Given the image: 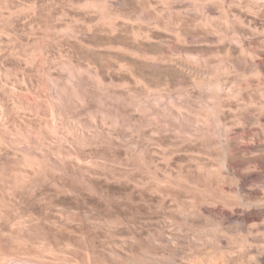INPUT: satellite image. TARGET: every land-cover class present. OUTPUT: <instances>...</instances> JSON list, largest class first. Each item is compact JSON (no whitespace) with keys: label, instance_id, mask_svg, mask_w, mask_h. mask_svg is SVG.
<instances>
[{"label":"rangeland","instance_id":"1","mask_svg":"<svg viewBox=\"0 0 264 264\" xmlns=\"http://www.w3.org/2000/svg\"><path fill=\"white\" fill-rule=\"evenodd\" d=\"M0 1V101H3L0 105L12 108L14 103L24 101L22 99L29 97V93H37L40 89L34 97L40 95L41 104L36 97L35 102L41 105L42 109V106L45 107L42 103L49 100L48 108L51 99L56 103L63 97V99L69 98L67 95H61V87L69 84L70 87H67L69 91L72 88L75 91L71 93L76 92L74 95L80 96L78 98L75 95L78 101L72 98L75 103L78 102L79 105H76L79 107L75 108L74 102L65 99L63 102L64 104L68 102V106L65 107L61 103L63 107L61 106L60 110L62 109V114L65 113V119L69 118L68 121L72 122L70 124L72 127L84 121L81 127L80 125L74 127L75 132L72 130L70 136L64 131L62 133L64 135L60 133L53 138L56 132L50 133L54 128L50 126V122L52 123L50 116L42 113L45 108L40 110V114L42 113L44 118L48 117L50 122L47 118H42L39 113V115L36 112L32 114L30 109L23 111L27 108L21 106L23 110H19L18 105L15 109L24 118L22 119L16 110L13 111H16L15 113L11 112L10 118L7 117L9 122L7 125L9 128L12 126L13 130L15 127L13 121L16 119L17 122L25 119L29 125L36 124L35 129L39 126L40 129L48 127L52 137L44 132L47 130L39 129L42 133H47L48 138L45 134L46 137L43 138L46 140L45 144L50 147L48 149L46 145L48 150H45L44 162H48L49 159L50 162H54L43 163L45 166L42 165L40 170L37 168L40 172L36 175V172L34 173L36 168L33 170V167L29 166L27 176L33 174L35 176L25 178L26 182L24 180L21 183L16 182L14 174L9 171H4L6 175L3 173V176H0L2 205H0V264H206V261L203 263L204 257H207L211 251L216 253L219 251L218 254L213 253L217 255L219 264H262L264 256V0H196L199 2L198 5H195V0ZM82 1L88 5L82 4ZM101 2L105 3L107 8ZM92 7H99L100 12L97 8H94L97 9L94 11ZM104 9L106 10L103 14ZM200 9H203L202 12L199 11ZM224 10L228 14L224 13ZM111 12L114 16L110 14ZM127 13L129 16L126 15ZM108 14L112 16V20ZM100 15H103L101 19ZM226 15H230L228 19L232 21L231 23ZM106 18L108 20L104 22ZM202 18L204 22H201ZM223 20H226V23ZM101 21L104 23L102 24ZM114 22L116 26L118 24L116 28ZM83 24L86 27H83ZM235 32L237 35L234 34ZM52 36L55 38L53 39ZM235 36L236 41L239 37V42L234 40ZM101 38L106 40L103 42ZM55 39L57 42L54 41ZM79 39L80 41L83 39V43ZM114 45H117V48ZM99 46L103 51L99 50ZM110 46L117 49V52L114 49L112 52ZM122 46L126 47V50H123ZM89 50L93 52L89 53ZM245 50L248 54L251 51V55L256 57L246 55ZM115 52L120 55L118 54L117 57ZM111 56L112 58L109 59ZM92 57H95L96 62L92 61ZM119 59H122L120 61L124 65ZM112 61L115 66L112 65ZM85 62H88L87 65ZM117 63L124 68L123 66L120 68V64ZM78 64L79 67L82 65L80 69ZM87 70L91 72L88 73ZM44 78L46 81L53 79L54 81L51 82L56 83V86L49 81L53 86L50 85L48 88L50 84L48 82L47 87L43 88ZM98 79L100 81L97 84ZM58 81L60 87L57 85ZM208 85L213 86L211 90ZM25 87H31L33 91ZM100 87L103 93L98 91ZM34 88L37 90L34 91ZM26 90L31 92L26 94ZM58 92L62 97L58 98ZM92 96L95 98L93 99ZM43 97L44 99H41ZM96 100L97 102L94 103ZM208 100L212 102L209 103ZM59 102L58 106H60ZM204 103H207L209 109H206ZM71 104L75 106L72 107L75 111L80 109L79 113L70 109ZM81 105H84L85 109H82ZM212 107L215 111L216 108L217 111L221 108L222 110L215 113ZM63 108H67V113L70 110L68 117L64 112L66 109ZM103 108L105 112L100 110ZM89 109H94L95 112L99 109L98 114H94L91 110L92 113ZM211 111L215 115H211ZM23 112L27 113L26 116ZM100 112L109 113V116L103 114V117H100ZM16 113L19 116H16ZM91 115L97 118L93 119ZM116 116L118 119L115 121ZM73 119L75 121L77 119L79 123L73 122ZM85 119L91 123L86 122L90 127L86 130L85 128L88 127L84 126ZM101 119L106 121L108 127ZM47 121L49 126L46 127ZM63 127H60L61 132L63 129L66 130V127ZM93 127L96 128L93 130ZM104 127L108 131L105 129L103 131ZM31 129L33 130L32 127ZM101 130L103 133L100 134ZM81 131L83 134L80 133ZM106 132L112 133L107 136ZM31 133L29 136L32 137ZM76 133L78 135L74 137ZM40 134L37 135L39 139L42 138ZM90 134L91 136H88ZM217 134L219 135L215 136ZM36 135H33L32 140L36 139ZM113 135V139L110 138ZM79 136L84 137L81 139ZM89 137L94 139L89 141ZM78 138L85 144V148L81 149L83 145ZM57 139L60 141L58 142ZM70 139L76 141L75 145L80 151L83 150L82 155L81 152L78 153L79 150ZM97 139L98 141H95ZM99 139L102 146L99 144ZM105 139L107 142L105 141L104 144ZM48 140L52 143L50 144ZM7 145L4 144L0 149L1 153L4 151L0 153V165L6 163L8 159L12 161V158L14 160L16 158L18 152L15 150L16 146L8 145L10 147L6 148ZM53 151L58 154L53 156ZM72 151L78 154L72 153V155ZM59 152L63 153L64 160H60V157L63 158ZM5 153H8V156ZM70 155L74 157H69ZM67 158H70L68 162ZM91 160L97 161H94L96 166L90 163ZM81 163L85 165L82 166ZM97 163L101 166L99 167ZM51 164L57 167L54 168ZM50 165L54 169L60 168V171L53 169L55 174L52 173ZM11 175L14 180H11ZM42 179L44 182L41 181ZM207 238H210V241ZM220 250L224 255L225 252L228 253L225 255L227 260ZM220 255L224 258L221 259Z\"/></svg>","mask_w":264,"mask_h":264},{"label":"bare ground","instance_id":"2","mask_svg":"<svg viewBox=\"0 0 264 264\" xmlns=\"http://www.w3.org/2000/svg\"><path fill=\"white\" fill-rule=\"evenodd\" d=\"M6 1H7V0H6ZM6 1H5V2H6ZM79 1H80V0H79ZM84 1H85V0H84ZM84 1H82V4H87V3H85ZM93 1H94V0H93ZM106 1H108V0H106ZM106 1H104V2L107 4ZM191 1H194V0H191ZM197 1H198V0H197ZM197 1L195 0V2H196L195 5H196L197 3H199V2H197ZM0 2H1V1H0ZM5 2H4V3H5ZM83 2H84V3H83ZM87 2H88V1H87ZM91 2H92V1H90V3H91ZM79 3H80V2H79ZM90 3H89V4H90ZM101 3L103 4V2H101ZM105 3H104L103 5H105ZM193 3H194V2H193ZM80 4H81V3H80ZM80 4H79V5H80ZM82 4H81L80 6H82ZM93 4H94V2H93ZM95 4H96V3H95ZM97 4H98V3H97ZM87 5H88V4H87ZM87 5H85V6L87 7ZM108 5H109V4H108ZM197 5H198V4H197ZM89 6H90V5H89ZM94 6H95V5H94ZM97 6H99V5H97ZM105 6H106V5H105ZM202 6H203V5H202ZM202 6H200V7H202ZM109 7H110V6H109ZM94 8H97V7H92V9H93L94 11L97 10V9H98V11H99V7H98L97 9H94ZM101 8H104V7H101ZM101 8H100V9H101ZM106 8H107V6H106ZM84 9L87 10V8H85V7H84ZM89 9H91V8H89ZM120 9H121V8H120ZM198 9H199V7H198ZM105 10H106V9L102 10L103 14L105 13ZM201 10H203V9H200L199 11H201ZM113 11L116 12V11H118V10H113ZM96 12H97V11H96ZM99 12H100V11H99ZM99 12H98V13H99ZM118 12H119V11H118ZM201 12H202V11H201ZM224 13L228 14L226 10H224ZM110 14H112V12H111ZM110 14H108L110 18H111L112 16H114V14H112V16H110ZM98 15H99V14H98ZM108 15H107V16H108ZM119 15H120V13H119ZM121 15H122V14H121ZM126 15L129 16L128 13H127ZM87 16H88V15H87ZM101 16H103V15H100V19L102 18ZM107 16H106V17H107ZM115 16H116V15H115ZM123 16H125V13L123 14ZM123 16H122V17H123ZM130 16H131V15H130ZM202 16H204V15H202ZM206 16H207V15H206ZM206 16H205V17H206ZM226 16H227V15H226ZM226 16H225V17H226ZM229 16H230V15H229ZM229 16H227V19H228ZM109 17H107V18H109ZM118 17H121V16H118ZM225 17H224V18H225ZM75 18H76V17H75ZM107 18L104 20V22H105L106 20H108ZM110 18H109V20H110ZM113 18H114V17H113ZM127 18H128V17H127ZM129 18H131V17H129ZM208 18H209V16H208ZM210 18H211V17H210ZM230 18H231V17H230ZM73 19H74V18H72V20H73ZM80 19H81V17H80ZM80 19H78V21H79ZM98 19H99V17H98ZM100 19L98 20V24L100 23V22H99ZM124 19H125V18H124ZM203 19H204V18H202V21H201V22H204ZM206 19H207V18H206ZM111 20H112V18H111ZM121 20H122V19H121ZM228 20H229V19H228ZM231 20H232V19H231ZM75 21H77V20H75ZM114 21H115V19H114ZM118 21H119V20H118ZM118 21H117V22H118ZM206 21H207V20H206ZM223 21H224V20H223ZM225 21H226V20H225ZM225 21H224V22H225ZM229 21H230V20H229ZM104 22H103V23H104ZM120 22H121V21H120ZM208 22H209V21H208ZM211 22H212V21H211ZM211 22H210V23H211ZM224 22H222V23H224ZM231 22H232V21H230V23H231ZM69 23H70V22H69ZM71 23H72V22H71ZM73 23H74V22H73ZM73 23H72V24H73ZM76 23H77V22H76ZM89 23H90V22H89ZM89 23H87V24H89ZM101 23H102V21H101ZM103 23H102V24H103ZM110 23H112V22H110ZM110 23H108L107 25L109 26ZM121 23H122V22H121ZM225 23H226V22H225ZM227 23H229V22L227 21ZM87 24H86V25H87ZM102 24H101V26H102ZM114 24H115V22H114ZM204 24H205V23H202V25H204ZM75 25H76V24H75ZM75 25H74V28H75ZM83 25H84V24H83ZM91 25H93V24H91ZM91 25H90V27H91ZM111 25H112V24H111ZM224 25H225V24H224ZM72 26H73V25H72ZM79 26H80V25H79ZM97 26H98V25H97ZM117 26H118V24H117ZM117 26H116V24H115V28H116ZM205 26H206V25H205ZM76 27H78V26H76ZM81 27H82V26H81ZM81 27H80V28H81ZM83 27H86V26L84 25ZM83 27H82V28H83ZM93 27H94V26H93ZM95 27H96V26H95ZM99 27H100V25H99ZM105 27H106V26H105ZM113 27H114V26H113ZM67 28H68V27H67ZM69 28H70V26H69ZM87 28H88V27H87ZM115 28H113V29H115ZM120 28H121V27H120ZM120 28H118V29H120ZM3 29H4V28H3ZM6 29H7V28H6ZM71 29H72V28H71ZM78 29H79V28H78ZM93 29H95V28H93ZM118 29H116V30L118 31ZM67 30H68V29H67ZM73 30H74V29H73ZM73 30H72V32H73ZM81 30H82V29H81ZM88 30H89V29H88ZM116 30H115V31H116ZM75 31H76V30H75ZM77 31H78V30H77ZM84 31H85V30H84ZM84 31H83V34H84ZM91 31H92V29H91ZM112 31H114V30H112ZM117 31H116V33H117ZM4 32H5V31H4ZM72 32H70V34H71ZM79 32H80V31H79ZM86 32H87V31H86ZM89 32H90V31H89ZM120 32H122V31L120 30ZM179 32H180V31H179ZM219 32H220V31H219ZM237 32H238V31H237ZM76 33H77V32H76ZM81 33H82V31H81ZM111 33H112V32H111ZM111 33H110V34H111ZM118 33H119V31H118ZM122 33H123V32H122ZM78 34H79V33H78ZM88 34H89V33H88ZM106 34H107V33H106ZM110 34H109V35H110ZM182 34H183V33H182ZM234 34H236V32H235ZM85 35H86V34H85ZM109 35H107V36H109ZM119 35H120V34H119ZM121 35H123V34H121ZM236 35H237V34H236ZM67 36H68V35H67ZM72 36H74V35L72 34ZM77 36H78V35H77ZM86 36H88V35H86ZM86 36H84V37H86ZM101 36H102V34H101ZM112 36H113V33H112ZM112 36L110 35V37H112ZM136 36H137V35H135V38H136ZM238 36H239V35H238ZM238 36H237V37H238ZM52 37H53V39L55 38L54 36H52ZM52 37H51V38H52ZM97 37H98V36H97ZM102 37H103V36H102ZM119 37H121V36H119ZM179 37H181V36H179ZM239 37H240V36H239ZM239 37H238V38H239ZM51 38H50V40H51ZM72 38H73V37H72ZM99 38H100V37H99ZM114 38H115V37H114ZM124 38H125V37H124ZM124 38H123V39H124ZM181 38H182V37H181ZM233 38H234V40H235L236 36L233 37ZM233 38H232V39H233ZM238 38H237V41H238ZM240 38H241V37H240ZM53 39L51 40V42H53ZM69 39H70V38H69ZM73 39H74V38H73ZM73 39H71V40H73ZM76 39L78 40V38H76ZM101 39H103V38H101ZM109 39H110V38H109ZM118 39H119V38H118ZM82 40H83V39H82ZM82 40L80 41V39H79L80 42H82ZM93 40H94V39H93ZM104 40H106V38L103 39V40H101V41L104 42ZM107 40H108V39H107ZM120 40H122V39H120ZM120 40H118V41H120ZM136 40H137V39H136ZM239 40L241 41L242 39H239ZM54 41H56V39H55ZM74 41H75V40H74ZM85 41H86V40H85ZM101 41H100V42H101ZM108 41H109V40H108ZM110 41H111V39H110ZM113 41H115V40H113ZM118 41H117V43H118ZM134 41H135V39H134ZM134 41H133V42H134ZM235 41H236V40H235ZM237 41H236V42H237ZM56 42H57V41H56ZM56 42H55V43H56ZM75 42H77V41H75ZM94 42L96 43V40H94ZM98 42H99V41H98ZM100 42H99V43H100ZM121 42H122V41H121ZM124 42H125V41H124ZM133 42H132V43H133ZM135 42H136V41H135ZM135 42H134V43H135ZM238 42H239V41H238ZM47 43H48V42H47ZM55 43H54V44H55ZM73 43H74V42H73ZM77 43H78V42H77ZM82 43H83V42H82ZM82 43H81V44H82ZM90 43L92 44L93 42L91 41ZM90 43H89V44H90ZM95 43H94V44H95ZM99 43H98V45H100ZM122 43H123V42H122ZM79 44H80V43H79ZM102 44H103V43H102ZM104 44H105V43H104ZM106 44H107V43H106ZM108 44H109V43H108ZM108 44H107V45H108ZM118 44H119V43H118ZM120 44H121V43H120ZM237 44H238V43H237ZM242 44H243V43H242ZM242 44H241V45H242ZM49 45H51V44H49ZM74 45H75V44H74ZM76 45H77V44H76ZM76 45H75V46H76ZM107 45H106V46H107ZM109 45H110V44H109ZM133 45H134V44H133ZM238 45H239V44H238ZM243 45H244V44H243ZM47 46H48V45H47ZM51 46L53 47V45H51ZM51 46H50V47H51ZM75 46H74V47H75ZM80 46H81V45H80ZM89 46H90V47H89ZM89 46H87V47L91 48V45H89ZM102 46H103V45H102ZM114 46H115V45H114ZM116 46H117V45H116ZM116 46H115V48H117ZM123 46H125V44H124ZM123 46H122V48H123ZM50 47H49V48H50ZM93 47H94V46H93ZM238 47H239V46H238ZM245 47H246V46H245ZM245 47H243V48H245ZM47 48H48V47H47ZM49 48H48V49H49ZM81 48H82V47H81ZM89 48H88V49H89ZM98 48H100L99 50H102V49H103V48L101 49V46H99ZM104 48H107V47H104ZM110 48L112 49V52H113V49H114V48H112V46H110ZM125 48H126V47H125ZM125 48H123V50H126ZM239 48L241 49L242 46L239 47ZM239 48H238V49H239ZM247 48H248V47H247ZM52 49L54 50V48H52ZM75 49H76V48H75ZM77 49H78V48H77ZM79 49H80V48H79ZM91 49H92V48H91ZM96 49H97V48H96ZM108 49H109V48H108ZM108 49H107V50H108ZM118 49H119V51L121 50L120 47H118ZM44 50H45V49H44ZM80 50H81V49H80ZM97 50H98V49H97ZM114 50H115V49H114ZM116 50H117V49H116ZM116 50H115V51H116ZM91 51L93 52V50H91ZM91 51L89 50V53H90ZM102 51H103V50H102ZM119 51H118V52H119ZM240 51H241V50H240ZM242 51H243V50H242ZM45 52H47V50H45ZM48 52H49V50H48ZM79 52H81V51H79ZM87 52H88V51H87ZM94 52H95V51H94ZM97 52H98V51H97ZM99 52H100V51H99ZM106 52H107V51H106ZM106 52H104V53H106ZM116 52H117V51H116ZM116 52H115V53H116ZM124 52H125V51H124ZM245 52H246V50H245ZM250 52H251V51H250ZM250 52H249V54L251 55ZM252 52H253V51H252ZM51 53H52V52L50 51L49 54H51ZM100 53H101V52H100ZM100 53H99V54H100ZM104 53H103V54H104ZM107 53H110V52H107ZM115 53H114V54H115ZM121 53H123V52H121ZM125 53H126V52H125ZM238 53L240 54V52H238ZM242 53H243V52H241V54H242ZM246 53H247V52H246ZM246 53H243V54H246ZM253 53H254V52H253ZM47 54H48V53H47ZM93 54H94V53H93ZM93 54H92V55H93ZM99 54H97V55H99ZM118 54H119V53H118ZM118 54L116 53L115 55L117 56ZM249 54L247 53L246 55H249ZM67 55H68V54H67ZM67 55H66V56H67ZM88 55H89V54H88ZM88 55H87V58H88ZM100 55H101V54H100ZM107 55H109V54H107ZM112 55H113V54H112ZM119 55H120V54H119ZM254 55H255V54H254ZM66 56H65V57H66ZM70 56H71V55H70ZM79 56H80V55H79ZM124 56H125V55H124ZM251 56H252V55H251ZM251 56H249V57H251ZM48 57H49V56H48ZM50 57H51V56H50ZM67 57L70 59L69 56H67ZM72 57L74 58V56H72ZM72 57H71V58H72ZM95 57L97 58L98 56H95ZM95 57H94V58H95ZM117 57H118V56H117ZM120 57H121V56H120ZM122 57H123V56H122ZM244 57H245V56H244ZM246 57H247V56H246ZM249 57H248V58H249ZM252 57H254V56H252ZM255 57H256V56H255ZM255 57H254V58H255ZM80 58H81V56H80ZM87 58H85V59H87ZM94 58L92 57V59H93L92 61H93V62L96 60V59L94 60ZM101 58H102V57H101ZM111 58H112V56H111L109 59H111ZM115 58H116V57H115ZM241 58H242V56H241ZM43 59H47V60H48V58H43ZM50 59L52 60V57H51ZM116 59H117V58H116ZM122 59H123V58H122ZM122 59H119V61L122 60ZM47 60H46V61H47ZM61 60H63V59H61ZM70 60H71V59H70ZM87 60H88V59H87ZM90 60H91V59H90ZM98 60H99V59H98ZM54 61H55V60H53V62H54ZM74 61H75V60H74ZM99 61H100V60H99ZM107 61H108V60H107ZM119 61L116 60V62H119ZM43 62H44V61H43ZM53 62L51 61V63H53ZM67 62H69V61H67ZM67 62H66V63H67ZM71 62H72V61H71ZM88 62H89V60H88ZM88 62H85L86 65H87ZM95 62H96V61H95ZM116 62H115V63H116ZM44 63H45V62H44ZM107 63H109V61H108ZM107 63H106V64H107ZM120 63L124 65V63H122V61H120ZM120 63H117V65L120 64ZM48 64H49V62H48ZM48 64H47V65H48ZM62 64H63V63H62ZM62 64H61V65H62ZM67 64H68V63H67ZM70 64H71V63H70ZM70 64H69V66H70ZM72 64H73V63H72ZM75 64H77V63H75ZM89 64H90V62H89ZM96 64H97V63H96ZM100 64H101V63H100ZM110 64H111V63H110ZM121 64H120V68H121V66H123V65H121ZM50 65H51V64H50ZM63 65H66V64H63ZM73 65H74V64H73ZM86 65H84V66H86ZM94 65H95V64H94ZM98 65H99V64H98ZM108 65H109V64H108ZM108 65H107V66H108ZM112 65L115 66L116 64L114 65V64H113V61H112ZM112 65H111V66H112ZM223 65H225V64H223ZM71 66H72V65H71ZM75 66H76V65H75ZM81 66H82V65H80V67H81ZM95 66H96V65H95ZM95 66H94V67H95ZM104 66H105V65H104ZM61 67H62V66H61ZM61 67H60V69H61ZM66 67H67V65H66ZM76 67H77V66H76ZM80 67H79V64H78V68H79V69H80ZM99 67H101V66H99ZM109 67H110V66H109ZM116 67H117V66H116ZM226 67H227V65H226ZM1 68H3V67H1ZM46 68L48 69V67H46ZM46 68H45V69H46ZM49 68H50V67H49ZM71 68H72V67H71ZM74 68H75V67H74ZM74 68H73L72 70H74ZM95 68L97 69L98 67H95ZM107 68H108V67H107ZM117 68H118V67H117ZM122 68H124V66H123ZM224 68H225V67H224ZM227 68H228V67H227ZM227 68H226V70H227ZM62 69H63V67H62ZM79 69H77V70H79ZM84 69H85V68H84ZM89 69H90V68H89ZM91 69H92V67H91ZM4 70H6V69H4ZM64 70H65V67H64ZM69 70H70V69H68V71H69ZM75 70H76V69H75ZM77 70H76V71H77ZM92 70H93V69H92ZM108 70H109V69H108ZM121 70H122V69H121ZM49 71H50V70H49ZM60 71H62V70H60ZM66 71H67V70H66ZM85 71H86V70H85ZM85 71H84V74H86ZM87 71H88V70H87ZM89 71H90V70H89ZM89 71H88V73H89ZM98 71H99V70H98ZM104 71H105V70H104ZM106 71H107V70H106ZM1 72H2V71H1ZM45 72H46V71H45ZM73 72H74V71H73ZM78 72H79V71H78ZM81 72H82V71H81ZM90 72H91V71H90ZM99 72H100V71H99ZM99 72H96V73L98 74ZM101 72H103L102 69H101ZM3 73H4V72H3ZM50 73H51V72H50ZM64 73H65V72H64ZM65 74H66V73H65ZM72 74H73V73H72ZM77 74H78V73H77ZM80 74H81V73H80ZM58 75H59V73H58ZM60 75H62V74H60ZM67 75L69 76V74H67ZM82 75H83V74H82ZM82 75H81V77H82ZM102 75H103V74H102ZM42 76H43V75H42ZM46 76H47V74H46ZM46 76L44 75V77H46ZM48 76H49V75H48ZM50 76H51V74H50ZM52 76H53V73H52ZM52 76H51V78H52ZM56 76H57V75H56ZM64 76H65V75H64ZM72 76H73V75H72ZM76 76H77V75H76ZM85 76H86V75H85ZM99 76H100V74H99ZM58 77H59V76H58ZM73 77H74V76H73ZM29 78H30V77H29ZM55 78H56V77H55ZM62 78H63V77H62ZM71 78H72V77H71ZM83 78H84V77H83ZM89 78H90V75H89ZM26 79H28V78L26 77ZM26 79H25V80H26ZM31 79H32V77H31ZM57 79H58V78H57ZM59 79H60V78H59ZM64 79H65V78H64ZM99 79H100V78H99ZM99 79L96 81L97 84H98V82L100 81ZM102 79H103V78H102ZM25 80H24V81H25ZM42 80H43V79H41V81H42ZM60 80H61V79H60ZM62 80H63V79H62ZM69 80H70V79H69ZM71 80H72V79H71ZM71 80H70V81H71ZM75 80H76V79H75ZM79 80H80V79H79ZM217 80H218V79H216V81H217ZM32 81H33V80H32ZM32 81H31V82H32ZM36 81H37V80H36ZM49 81L51 82V81H54V80H53V79H52V80H51V79H49V80L47 79V81H46L45 78H44V83H42L43 86H44L43 88H46V87H47V83H48ZM55 81H57V80H55ZM86 81H87V80H86ZM89 81H90V80H89ZM93 81H94V80H93ZM93 81H92V82H93ZM38 82H39V80H38ZM42 82H43V81H42ZM50 82H49V83H50ZM60 82H61V81H60ZM65 82H66V81H64V83H65ZM212 82H213V81H212ZM214 82H215V80H214ZM24 83H25V82H24ZM51 83L53 84V82H51ZM51 83L48 85V88H50L49 86L52 85ZM58 83H59V81L57 82V85H58ZM62 83H63V82H62ZM71 83H72V82H71ZM76 83H77V82H76ZM81 83H82V79H81ZM86 83H87V82H86ZM101 83H102V82H101ZM104 83H105V82H104ZM104 83H102V84H104ZM208 83H209V82H208ZM210 83H211V82H210ZM216 83H217V82H216ZM216 83H215V84H216ZM30 84H31V83H30ZM38 84H39V83H38ZM40 84H41V82H40ZM40 84H39V86H40ZM55 84H56V83H55ZM55 84H53V85H55ZM88 84H89V82H88ZM215 84H214V85H215ZM217 84H218V83H217ZM220 84H221V83H220ZM32 85H33V84H32ZM34 85H35V84H34ZM53 85H52V86H53ZM59 85H60V84H59ZM59 85H58V86H59ZM61 85H62V84H61ZM66 85H67V84H66ZM66 85H64V86L61 87L62 90L59 89V90H61V92H62L61 95H63V96H64V95H67L69 98H65V99H66V100L68 99V102H69V99L71 100L70 102H74L72 98L77 99L76 97H78V95L75 94V95H77V96L75 97L74 93H76V92L71 93V91H75V90L71 88L72 90L70 89V91H69V88H67V87H70V86H68L69 84H68L67 86H66ZM71 85H72V84H71ZM76 85H77V84H76ZM78 85H79V84H78ZM80 85H81V84H80ZM82 85H83V83H82ZM206 85H207V82H206ZM212 85H213V84H212ZM212 85H211V86L208 85V86H209V89H210L211 87H213ZM221 85H222V84H221ZM27 86H28V85H27ZM27 86H26V87H27ZM45 86H46V87H45ZM52 86H51V87H52ZM55 86H56V85H55ZM58 86H57V87H58ZM73 86H74V84H73ZM87 86H88V85H87ZM89 86H90V85H89ZM100 86H101V84H100ZM26 87H25V89H31L32 86H31L30 88H29V87L26 88ZM59 87H60V86H59ZM71 87H72V86H71ZM75 87H76V86H74V88H75ZM79 87H81V86H79ZM83 87H84V86H83ZM83 87H82V88H83ZM93 87H94V86H93ZM95 87H99V86H95ZM95 87H94V88H95ZM102 87H105V86H102ZM214 87H215V86H214ZM219 87H220V85H219ZM82 88H81V89H82ZM37 89H39V88H38V85H37ZM37 89L34 88V91L37 90ZM78 89H79V88H77V90H78ZM84 89L86 90V88H84ZM97 89H98V88H96L95 91H97ZM99 89H100V90H98V91H101V93H103V92H102L103 89H101V87H100ZM105 89H106V88H105ZM239 89H241V88H239ZM31 90L33 91V88H32ZM45 90H46V89H45ZM52 90H53V88H52ZM89 90H91V89H89ZM108 90H109V89H108ZM210 90H211V89H210ZM26 91H27V93H26ZM26 91H25V93L28 94L30 90H29V91L26 90ZM38 91H40V89L37 90V93H36V92H32V93H31V94L35 93V94L32 95V98L30 97L31 94L29 93V95H30L29 97H25V99H22V100H24V101H18L17 103H14L15 105H14L13 107L11 106L12 108H9V106L6 107V106H7L6 103H5L6 106H3V105L1 106V105H0V149H2L1 147H2L4 144H5V145L8 144V145H13V147L16 146V147H15V148H16L15 150H16V151L18 150V152H19V151L21 152V154H20V152H19V153L17 152L18 155H17V153H16V158H15V160H14V158L11 157V158L13 159L12 161H11V159H10V160L8 159V160L6 161V163H3L2 165H0V176H3L4 171H5V172L9 171V172H11L12 174H14L13 177L15 178V181L18 182V183L23 182V180L25 181V180H26L25 178H30L31 176L33 177L34 174L31 175L30 177L27 176L28 174H27L26 172H28L27 169L29 168V166H31V168L33 167V170H34V168H36V169L34 170V173L36 172V173H35V175H36V174H38V172H40V171L37 170V168L40 170V167H42V165L45 166V164H43V163L48 164V162H50V161H49L50 159L48 160L47 157H46V160H48V162H47V161L44 162V161H45V157H44V156H45V150L50 149V147H48V145L45 144L44 141H46V140H45V138H43V137H46V136H47V138H48L47 133H49V132H48V127H47V126H49V125H48V124H49L48 121H49L50 119L52 120V123L49 121L50 124H51L50 126H52V127L54 128L53 130H51V127H50V130L52 131V132H50V133H53L54 131L56 132V133L53 134V136H54L53 138H56L55 136H57V134H58V135H59L60 133L62 134L64 131H66L65 133H67L68 136H70L69 133H71L72 130L74 129V127H76V126L78 125V124H77V125L74 124V125H76V126L72 127V125H70L72 122H71V121H70V122L68 121L69 118L65 119V116H64L65 113L62 114L63 111H61L62 109L60 110V107L64 104V102H63V101L65 100V99H63L64 97L61 98V99H63L62 102H61V99H60V102L58 101L59 104H60V106H58V104H57L58 102L55 103L54 100L52 101V99H51L52 102L50 101V104H49L48 108H47V105H48L47 101L49 102V100H47L46 102L44 101V102L42 103V105H43V104L45 105V107H44V108H45V111H42L43 115H44V114H45V115L48 114V117L50 116V117H49V118H50L49 120H48V117H45V118H47V120H48L47 123H46V122H43L44 124L46 123V127H47V129H45V128H44V129L47 130V131H44V132H47V133H42L40 130H41V129L44 130V129H43V128L40 129V126H39V128L35 129V128H36V127H35L36 124H35V125L33 124L34 126H33L32 124L29 125V124L26 123L25 119L22 120V119L24 118V116L22 117L21 114L18 113V110L15 109V108H18V106H20V107H19V110H23V108H24V109L27 108V110L25 109V110H23V111H28L29 109L32 110V111H31L32 114H35V112H36V114H38V113L40 114V110H44L43 106H42V109H41V105H39V104H41V102L39 101V100H40V97H41L40 95H39L40 97H39V96H37V97L35 96L36 98H38L37 100H38L39 104H38L37 102H35V99H36V98L34 97V95L38 94ZM57 91H58V90H57ZM81 91H82V90H81ZM83 91H84V90H83ZM83 91H82V92H83ZM86 91H88V90H86ZM86 91H84V92H86ZM95 91H94V92H95ZM106 91H107V90H105V92H106ZM109 91H110V90H109ZM239 91H240V90H238V92H239ZM30 92H31V91H30ZM41 92H42V89H41ZM46 92H48V91H46ZM52 92H53V91H52ZM59 92H60V91H59ZM59 92H58V94H59V95H58V96H59L58 98L62 97V96H60V93H59ZM82 92H81V93H82ZM94 92H93V93H94ZM107 92H108V91H107ZM238 92H237V93H238ZM15 93H16V92H15ZM81 93H80V94H81ZM86 93H87V92H86ZM88 93H89V92H88ZM99 93H100V92H99ZM101 93H100V94H101ZM120 93H121V92H120ZM19 94L21 95V93H19ZM26 94H25V95H26ZM40 94H41V93H40ZM45 94H46V93H45ZM78 94H79V93H78ZM90 94H92V91H91ZM96 94H97V93H96ZM115 94H116V93H114V95H115ZM219 94H220V93H218V95H219ZM235 94H236V93H235ZM14 95H15V94H14ZM42 95H43V92H42ZM49 95H50V94H49ZM54 95H56V92H55ZM106 95H107V94H105V98H106ZM218 95H217V96H218ZM220 95H221V94H220ZM27 96H28V95H27ZM45 96H46V95H45ZM45 96H44V97H45ZM67 96H66V97H67ZM82 96H83V94H82ZM82 96H81V97H82ZM122 96H123V95H122ZM214 96H215V93H214ZM14 97H15V96H14ZM20 97H21V96H20ZM44 97L41 98V99H44ZM48 97H49V96H48ZM51 97H53V96H51ZM51 97H49V98H51ZM56 97H57V96H56ZM79 97H80V96H79ZM79 97H78V98H79ZM84 97H85V95H84ZM93 97H94V96H92V98H93ZM95 97H97V96L95 95ZM95 97H94V98H95ZM98 97H99V96H98ZM113 97H114V96H113ZM117 97H119V96H116V98H117ZM211 97H212V96H211ZM89 98H90V96H89ZM89 98H88V99H89ZM94 98H93V99H94ZM100 98H102V97H100ZM107 98H108V97H107ZM107 98H106V99H107ZM120 98H121V97H120ZM120 98H119V99H120ZM208 98H209V97H208ZM215 98H216V97H215ZM215 98H214V99H215ZM46 99H47V98H46ZM82 99H83V98H82ZM90 99H91V98H90ZM93 99H92V100H93ZM98 99H99V98H98ZM103 99H104V98H103ZM103 99H101V101H102ZM121 99H123V97H122ZM121 99H120V101H121ZM217 99H219V97H218ZM220 99H222V98H220ZM13 100H15V99H13ZM18 100H19V99H18ZM20 100H21V99H20ZM56 100H58V99H56ZM85 100H86V98H85ZM104 100H105V99H104ZM104 100H103V102H105ZM205 100H207V99H205ZM215 100H216V99H215ZM215 100H214V102H215ZM222 100H223V99H222ZM222 100H221V101H222ZM75 101H76V100H75ZM77 101H78V99H77ZM79 101H81V100L79 99ZM88 101H89V100H88ZM90 101H91V100H90ZM99 101H100V100H99ZM208 101H209V100H208ZM208 101H207V102H208ZM210 101H211V100H210ZM210 101H209V103H210ZM218 101L220 102V100H218ZM218 101H217V103H218ZM1 102H3V101H0V103H1ZM14 102H15V101H14ZM65 102H67V101H65ZM68 102H67V104H68ZM84 102H85V101H84V99H83V103H84ZM96 102H97V100H96L94 103H96ZM211 102H212V101H211ZM214 102H213V104H214ZM46 103H47V104H46ZM61 103H63V104H61ZM74 103H75V102H74ZM79 103H80V102H79ZM94 103H93V104H94ZM100 103L102 104V102H100ZM100 103H99V104H100ZM221 103H223V101H222ZM2 104H4V103H2ZM12 104H13V103H12ZM67 104H66V103L64 104L65 107H66ZM72 104H73V103H72ZM72 104H71V108H70V109L73 110V111H75V110L72 108V107H75V106L72 105ZM76 104H78V102L75 103V105H76ZM86 104H87V103H86ZM88 104H89V103H88ZM91 104H92V103H91ZM204 104H205V106H206L207 103H204ZM17 105H18V106H17ZM78 105H79V104H78ZM102 105H103V104H102ZM104 105H105V104H104ZM215 105H217V104H215ZM21 106L23 107L22 109H21ZM67 106H68V105H67ZM81 106H82V105H81ZM83 106H84V105H83ZM83 106H82V109H85ZM85 106H86V105H85ZM219 106H220V103H219L218 107H219ZM5 107H6V108H5ZM58 107H59V108H58ZM62 107H63V106H62ZM62 107H61V108H62ZM78 107H79V106H78ZM78 107H77V105H76L75 108H78ZM99 107H100V106H99ZM103 107H104V106H103ZM208 107H209V106H206V109H207ZM46 108H47V109H46ZM80 108H81V107H80ZM94 108H95V107H94ZM119 108H120V107H119ZM212 108H213V107H212ZM63 109H66V111H64V112H66L67 117H68V116H69L68 113H70V110H69V112L67 113V108H63ZM68 109H69V107H68ZM106 109H108V108L106 107ZM208 109H209V108H208ZM213 109H214V108H213ZM14 110L17 111V113L21 116L22 119L19 120V122H17V119H16L15 121H13V124H14V123L17 124V125L14 124L15 127H14V130H13V127H12V126H11V128H9V125H7V123H9V122L7 121V117H8L9 115H11L12 113H15L16 111L13 112ZM30 110H29V111H30ZM89 110H90V109H89ZM91 110H93L94 114H96V113L98 112L99 109L97 110V112H95L94 109H91ZM91 110H90V111H91ZM100 110H101V111H104V108H103V110H102V109H100ZM117 110H118V109H117ZM210 110H212V109H210ZM221 110H222V108L220 109V111H221ZM73 111H72V112H73ZM76 111H78V110H76ZM76 111H75V112H76ZM79 111H80V109H79ZM79 111H78V113H79ZM81 111H83V110H81ZM87 111H88V110H87ZM107 111H108V110H107ZM107 111H106V112H107ZM214 111H215V109H214ZM216 111H217V108H216ZM216 111H215V113H216ZM218 111H219V110H218ZM218 111H217V112H218ZM220 111H219V112H220ZM11 112H12V113H11ZM19 112L21 113L22 111H19ZM85 112H86V111H85ZM91 112H92V111H91ZM91 112H90L89 114H91ZM93 112H92V113H93ZM104 112H105V111H104ZM117 112H118V111H117ZM207 112H208V111H207ZM212 112H213V111H211L210 113H212ZM17 113L15 114L16 116L18 115ZM23 113H24V112H23ZM31 113H29V114L32 115ZM42 113H41L40 115H42ZM73 113H74V112H73ZM73 113H72V114H73ZM81 113L83 114V112H81ZM81 113H80V114H81ZM118 113H119V112H118ZM122 113H123V112H122ZM213 113H214V112H213ZM213 113H212L211 115H215V114H213ZM24 114H25V116H26L27 113H24ZM39 114H38V115H39ZM72 114H71V115H72ZM74 114H75V113H74ZM86 114H87V113H86ZM86 114H85V115H86ZM97 114H98V113H97ZM97 114H96V115H97ZM100 114H101V112H100ZM103 114H105V113H103ZM103 114H101V116H100V115H99V116H100V117H103ZM106 114H107V113H106ZM106 114H105V115H106ZM15 115H14V116H15ZM19 115H18V116H19ZM43 115H42V116H43ZM76 115H77V114H76ZM83 115H84V114H83ZM83 115H82V116H83ZM107 115L109 116V113H108ZM110 115H111V114H110ZM46 116H47V115H46ZM74 116H75V115H74ZM87 116H88V115H87ZM99 116H98V118H99ZM108 116H107V117H108ZM111 116H112V115H111ZM111 116H110V117H111ZM118 116H119V114H118ZM118 116H116V118H114L115 121L118 119ZM121 116H122V114H121ZM12 117H13V116H12ZM37 117L39 118L40 116H37ZM71 117H72V116H71ZM76 117H77V116H76ZM76 117H74V118H76ZM80 117H81V115H80ZM91 117H94L93 119L97 118V117H95L94 115H93V116L91 115ZM91 117H89V120H91V119H90ZM105 117H106V116H105ZM105 117H104V119H105ZM9 118H10V116H9ZM19 118H20V117H19ZM29 118H33V117H30V116H29ZM42 118H44V116H43ZM42 118H40V119H42ZM45 118H44V119H45ZM81 118H82V117H81ZM81 118L79 119V118L77 117V119H79V120H81ZM84 118H85V116H84ZM121 118H122V117H121ZM121 118H120V120H121ZM188 118H190V117H188ZM40 119H39V120H40ZM44 119H42V120L44 121ZM71 119H72V118H71ZM71 119H70V120H71ZM77 119H76V121H77ZM86 119H87V118H86ZM86 119H85V120H86ZM104 119H103V120L101 119V120L103 121V122L101 121L103 124L106 123V121H105ZM122 119H123V118H122ZM9 120H10V119H9ZM31 120H32V119H31ZM42 120H41V121H42ZM89 120H88V121H87V120L85 121V124H86V125L84 124V126H87V127H88V123L91 124V123L89 122ZM109 120H110V119H109ZM111 120H112V119H111ZM114 120H113V122H114ZM194 120H195V119H194ZM41 121H40V124H41V127H43ZM58 121H60V122H58ZM76 121L73 119V122H76ZM104 121H105V122H104ZM122 121H124V120H122ZM10 122H11V121H10ZM27 122H28V121H27ZM37 122H38V121H37ZM77 122L79 123V121H77ZM83 122H84V121H80V123H82V124H83ZM86 122H88V123H86ZM92 122H93V121H92ZM113 122H112V124H113ZM120 122H121V121H120ZM124 122H125V121H124ZM192 122H193V121H192ZM192 122H191V123H192ZM68 123H69V124H68ZM94 123H96V122H94ZM121 123H122V122H121ZM216 123H218V122H216ZM37 124H39V123H37ZM44 124H43V125H44ZM82 124H79L80 127H81ZM96 124H97V123H96ZM117 124H118V123L116 122V126H117ZM122 124H123V123H122ZM122 124H121V125H122ZM219 124H220V123H219ZM10 125H11V124H10ZM31 125H32V126H31ZM79 125H78V126H79ZM97 125H98V124H97ZM105 125L108 127L107 124H105ZM124 125H125V124H124ZM220 125H221V124H220ZM30 126L33 128V130L31 129ZM63 126L66 127V130L63 129L62 132H61L60 127L62 128ZM84 126H83V127H84ZM89 126H90V125H89ZM94 126H95V125H94ZM98 126H99V125H98ZM100 126H102V124H100ZM110 126H111V124H110ZM114 126H115V123H114ZM217 126H218V125H217ZM1 127H2V128L4 127V128H3L4 131L2 130ZM44 127H45V126H44ZM64 127H63V128H64ZM83 127H82V129L85 128V127H84V128H83ZM118 127H120V126H118ZM118 127H117V129H118ZM218 127H219V126H218ZM89 128H90V127L85 128V130H86V129H89ZM94 128H96V127H93V130H94ZM97 128H99V127H97ZM105 128H106V127L102 128L103 131H104ZM115 128H116V127H115ZM121 128H122V126H121ZM124 128H125V127H124ZM222 128H225V127L222 126ZM39 129H40V130H39ZM59 129H60V130H59ZM91 129H92V128H91ZM119 129H120V128H119ZM218 129H219V128H218ZM225 129H226V128H225ZM31 130H32V131H31ZM38 130H39L40 132H39ZM50 130H49V131H50ZM75 130H77V129H75ZM80 130H81V129H80ZM105 130H106V129H105ZM120 130H121V129H120ZM30 131H31V132H34V133L32 134ZM37 131H38V132H37ZM73 131H74V130H73ZM83 131H84V130H83ZM83 131H81L80 133L83 134V133H82ZM96 131H97V129H96ZM96 131H94V132H96ZM106 131H108V129H107ZM198 131H199V130H198ZM215 131H216V128H215ZM217 131H220V130H217ZM222 131H223V130H222ZM35 132H36V133H35ZM74 132H75V131H74ZM74 132H73V134H74ZM91 132H92V131H91ZM101 132H102V130L100 131V134H101ZM196 132H197V131H196ZM199 132H200V131H199ZM220 132H221V131H220ZM29 133H31L32 137H33L34 134L36 135L37 133H38V134L41 133L42 135L40 134V136H42V138L40 137V139H39V137H38L39 135L37 134L38 136H37V135H36V136H37L38 138H37L36 136H34V137H36V139H35V140H32V137L29 136ZM50 133H49V135H50ZM89 133H90V132H89ZM102 133H103V132H102ZM108 133H109V132H108ZM110 133H112V132H110ZM110 133L107 134V132H106L107 136L110 135ZM201 133H203V132H201ZM204 133H205V132H204ZM210 133H213V132H210ZM217 133H218V132H217ZM44 134H45L46 136H45ZM87 134H88V133H87ZM87 134H86V137H87ZM197 134H200V133H197ZM214 134H216V133H214ZM214 134H213L212 136H214ZM220 134H221V133H220ZM43 135H44V136H43ZM51 135H52V134H51ZM51 135H50V137H52ZM62 135H64V134H62ZM76 135H78V134L76 133V134L74 135V137H75ZM97 135H98L97 137L99 138V134H97ZM201 135H202V134H201ZM207 135H209V134H207ZM210 135H211V134H210ZM218 135H219V134H217V135H215V136H218ZM81 136H82V135H81ZM81 136H79V137H81ZM88 136H91V134L88 135ZM95 136H96V134H95ZM105 136H106V135H105ZM58 137H61V136H58ZM62 137H63V136H62ZM76 137H77V136H76ZM83 137H84V136H83ZM83 137H81V139H83ZM100 137H101V136H100ZM113 137H114V135H113L112 137H110V138L113 139ZM64 138H66V137H64ZM67 138H68V137H67ZM89 138H90V137H89ZM41 139H42V140L44 139V140L42 141ZM58 139L62 140L63 138H62V139H61V138H58ZM58 139H57V140H58ZM75 139H76V138H75ZM78 139H79V138H78ZM81 139H79V141H80V144L83 145L82 148H81V149H83V148H85V147H84L85 144H84V143H81ZM87 139H88V138H87ZM92 139H94V138H90L89 141H91ZM95 139H96V137H95ZM100 139H101V138H100ZM100 139H99V144H100ZM115 139H116V138H115ZM50 140H51V139H50ZM52 140H53V139H52ZM55 140H56V139H55ZM60 140H58V142H59ZM65 140H66V139H65ZM70 140H72V139H70ZM101 140H103V139H101ZM82 141H84V140H82ZM85 141H87V140H85ZM95 141H98V139L95 140ZM105 141H106V139L104 140V142H103V141H102V142L105 144ZM113 141H114V140H113ZM113 141H112V143H113ZM48 142H50V144L52 143V141H49V140H48ZM53 142H54V141H53ZM58 142H57V143H58ZM62 142H64V141H61V143H62ZM75 142H76V141L73 139V140H72V143H74V145H75ZM106 142H107V141H106ZM110 142H111V140H110ZM110 142H109V143H110ZM65 143H67V141H66ZM85 143H90V142H85ZM93 143H96V144H97V142H93ZM112 143H111V145H112ZM2 144H3V145H2ZM53 144H54V143H53ZM55 144H56V143H55ZM59 144H60V143H59ZM76 144H77V143H76ZM99 144H98V146H99ZM106 144H107V143H106ZM113 144H115V142H114ZM1 145H2V146H1ZM8 145L6 146V148H7V147H8V148L10 147V146H8ZM46 145H47L48 149H46ZM57 145H58V144H57ZM62 145H63V144H62ZM62 145H61V146H62ZM64 145H65V144H64ZM68 145H69V143H68ZM74 145H73V146H74ZM86 145H87V144H86ZM92 145H93V144H92ZM100 145H101V144H100ZM108 145L110 146V144H108ZM108 145H106V146H108ZM58 146H59V145H58ZM65 146H66V145H65ZM77 146H78V145H77ZM87 146H88V145H87ZM95 146H96V145H95ZM95 146H94V147H95ZM101 146H102V145H101ZM112 146H114V145H112ZM112 146H111V147H112ZM3 147H4V146H3ZM51 147H53V146L51 145ZM68 147H69V146H68ZM68 147H66V148H68ZM70 147L72 148L71 144H70ZM75 147H76V145H75ZM78 147H80V146H78ZM91 147H93V146H90V148H91ZM111 147H110V148H111ZM58 148H59V147H58ZM76 148H77V147H76ZM108 148H109V147H108ZM3 149H4V148H3ZM34 149L37 150V152H36ZM53 149H54V147H53ZM53 149H52V150H53ZM72 149H74V148H72ZM77 149H78V148H77ZM77 149H76V150H77ZM103 149H104V148H103ZM106 149H107V147H106ZM4 150H5V149H4ZM10 150H11V149H10ZM63 150H65V149H63ZM67 150H68V149H67ZM70 150H71V149H70ZM70 150H69V152H70ZM78 150H79L78 153H80L81 151H83V150L80 151V148H79ZM85 150H86V149H85ZM0 151H1V150H0ZM7 151H8V150H7ZM7 151H5V152H7ZM57 151H60V150H57ZM90 151H91V149H90ZM8 152H9V151H8ZM35 152H36V153H40V154H36ZM46 152H48V151H46ZM53 152H54V154L52 153L53 156H54L55 154H58V153H56L55 151H53ZM66 152H67V151H66ZM66 152H65V153H66ZM91 152H92V151H91ZM0 153H1V152H0ZM2 153H4V151H2ZM2 153H1V154H2ZM42 153H43L44 155H43ZM59 153L61 154V152H59ZM72 153H74V151H72L71 154H72ZM78 153L76 152V154H78ZM5 154H7V156H8V153H5ZM10 154H11V153H10ZM19 154H20V155H19ZM48 154H49V153H48ZM76 154L74 153V155H76ZM85 154H86V153L84 152V156H83L84 158L86 157ZM91 154H92V153H91ZM3 155H4V154H3ZM61 155H62V158H63V159H61V157H60V160H64L65 158H64V156H63V153H62ZM68 155H69V153H68ZM72 155H73V154H72ZM72 155H70L69 157H74V156H72ZM81 155H82V152H81ZM95 155H96V154H95ZM97 155H98V154H97ZM99 155H100V154H99ZM99 155H98V156H99ZM10 156H11V155H10ZM46 156H47V155H46ZM48 156H49V155H48ZM51 156H52V155H51ZM59 156H60V155H59ZM79 156H80V154H79ZM79 156H77V157H79ZM89 156H91V155H89ZM93 156H94V155H93ZM0 157H1V155H0ZM2 157H3V156H2ZM55 157H58V156H55ZM65 157H66V156H65ZM80 157H81V156H80ZM96 157H97V156H96ZM5 158H6V156H5ZM7 158H8V157H7ZM9 158H10V157H9ZM58 158H59V157H58ZM90 158H91V157H90ZM90 158H89V160H90ZM97 158H98V157H97ZM97 158H96V159H97ZM1 159H2V158H1ZM54 159H55V158H54ZM69 159H70V158H67L66 161L68 162ZM71 159H73V158H71ZM75 159H76V158H75ZM75 159H74V160H75ZM102 159H103V158H102ZM104 159H105V158H104ZM104 159H103V160H104ZM77 160H78V159H77ZM81 160H82V159H81ZM84 160H85V159H84ZM86 160H87V159H86ZM100 160H101V159H100ZM100 160H99V161H100ZM0 161H1V160H0ZM66 161H61V162H66ZM75 161H76V160H75ZM94 161H96V160H94ZM94 161L91 160L90 163H93V164H94ZM53 162H54V161H51L50 163H53ZM55 162H56V161H55ZM57 162H58V160H57ZM71 162H72V160H71ZM76 162H77V161H76ZM80 162H81V161H80ZM80 162H79V163H80ZM86 162H87V161H86ZM96 162H97V161H96ZM23 163H24V166H23ZM29 163H30V165H28ZM59 163H60V162H59ZM84 163H85V161H84ZM101 163H102V162H101ZM223 163H225V162H223ZM0 164H1V163H0ZM25 164H26V165H25ZM64 164H65V163H64ZM67 164H68V163H66V165H67ZM81 164H83V163H81ZM81 164H80V165H81ZM97 164H98V163H97ZM99 164H100V163H99ZM99 164H98V166L100 167L101 165H99ZM104 164H105V162H104ZM51 165H52V164H51ZM51 165H50V166H51ZM54 165H56V164H54ZM57 165H58V163H57ZM57 165H56V166H53V165H52V166L55 168V167H57ZM60 165H61V163H60ZM77 165H78V163H77ZM84 165H85V164H83L82 166H84ZM86 165H87V164H86ZM88 165L91 166V164H88ZM94 165L96 166V163H95ZM94 165H93V166H94ZM102 165H103V164H102ZM27 166H28V167H27ZM46 166H47V165H46ZM52 166L50 167V169L52 168L51 170L53 171L54 168H53ZM90 166H88V167H90ZM223 166H224V164H223ZM26 167H27V168H26ZM62 167H64V166H62ZM65 167H66V166H65ZM71 167H72V166H71ZM75 167H76V166H75ZM75 167H74V168H75ZM91 167H92V166H91ZM58 168H59V166H58ZM77 168H78V167H77ZM79 168H80V166H79ZM82 168H83V167H81V169H82ZM59 169H60V168H59ZM59 169H54V170L56 171V170H59ZM61 169H62V168H61ZM65 169H66V168H65ZM36 170H37V171H36ZM41 170H42V169H41ZM46 170H47V169H46ZM48 170H49V169H48ZM48 170H47V171H48ZM66 170H67V169H66ZM79 170H80V169H79ZM82 170H83V169H82ZM84 170H85V169H84ZM59 171H60V170H59ZM67 171H68V170H67ZM86 171H87V170H86ZM29 172H30V170H29ZM44 172H45V170H44ZM49 172H51V171H49ZM11 173H10V174H11ZM52 173H54V171H53ZM59 173H60V172H59ZM62 173H64V172H62ZM66 173H67V172H66ZM4 174H5V173H4ZM42 174H45V173H42ZM54 174H55V173H54ZM57 174H58V171H57ZM5 175H6V174H5ZM7 175H8V174H7ZM35 175H34V176H35ZM41 176H42V175H41ZM10 177H11V180H14V178L12 179V175H11ZM10 177H8V179H9ZM36 177H37V176H36ZM53 177H54V176H53ZM57 177H58V175H57ZM1 178H2V177H1ZM55 178H56V177H55ZM55 178H54V179H55ZM3 179H4V178H3ZM32 179H33V178H32ZM37 179H38V178H37ZM39 179H40V178H39ZM52 179H53V178H52ZM56 179H57V178H56ZM59 179H60V178H59ZM62 179H63V178H62ZM9 180H10V179H9ZM9 180H8V181H9ZM44 180H45V179H44ZM48 180H49V179H48ZM0 181H1V180H0ZM26 181H27V180H26ZM26 181H25V182H26ZM28 181H29V180H28ZM33 181H34V180H33ZM41 181H43V179H42ZM50 181H51V180H50ZM59 181H60V180H59ZM34 182H35V181H34ZM38 182H39V181H38ZM43 182H44V181H43ZM53 182H55V181H53ZM53 182H52V183H53ZM32 183H33V182H32ZM12 184H13V183H12ZM14 184H15V183H14ZM14 184H13V185H14ZM19 185H20V184H19ZM21 185H22V184H21ZM23 185H24V184H23ZM25 185H26V184H25ZM31 185H32V184H31ZM33 185H34V183H33ZM37 185H38V184H37ZM8 186H9V184H8ZM10 186H11V185H10ZM16 186H17V185H16ZM16 186H15V187H16ZM12 187H13V186H12ZM21 187H23V186H21ZM21 187H20V188H21ZM28 188H29V187H28ZM32 188H33V187H32ZM12 189H13V188H12ZM23 189H24V188H23ZM2 190H7V189H2ZM9 190H10V189H9ZM13 190H14V189H13ZM17 190H18V189H17ZM29 190H30V189H29ZM11 191H12V190H11ZM21 191H22V190H21ZM6 192H7V191H6ZM27 193H28V192H27ZM20 195H21V194H20ZM14 196H15V195H14ZM22 196H23V195H22ZM3 198H4V197H3ZM1 200H2V199H1ZM7 201H8V200H7ZM259 201H261V200H259ZM8 202H9V201H8ZM226 202H227V201H226ZM226 202H225V203H226ZM256 202H257V204H258V201H256ZM263 202H264V201H263ZM1 203H2V202H1ZM9 204H10V203H9ZM11 204H13V203H11ZM260 204L262 205V203H260ZM0 205H1V204H0ZM6 205H7V204H6ZM226 205H227V203H226ZM229 205H230V204H229ZM229 205H228V206H229ZM261 205H260V206H261ZM1 206H2V205H1ZM7 206L9 207V205H7ZM11 206H13V205H11ZM18 207H19V206H18ZM4 208H5V207H4ZM262 208H263V207H262ZM5 209H7V208H5ZM17 210H18V208H17ZM1 212H3V211H1ZM17 213H19V212H17ZM0 215H1V214H0ZM3 217H5V216H3ZM23 218H24V217H23ZM19 219H20V218H19ZM186 221H187V220H186ZM1 222H2V221H1ZM180 222H181V221H180ZM182 222H183V221H182ZM178 223H179V222H178ZM182 225H183V224H182ZM184 226H185V225H184ZM24 227H26V226H24ZM23 229H24V228H23ZM211 229H212V228H211ZM21 230H22V229H21ZM209 230H210V229H209ZM214 231H215V230H214ZM214 231H211V232L214 233ZM218 231H219V229H218ZM218 231H216V233H217ZM206 233H207V232H206ZM208 233H209V232H208ZM216 233H215V234H216ZM16 234H17V233H16ZM215 234H214V235H215ZM20 235H21V234H20ZM209 236H210V235L208 234V237H209ZM211 236H212V235H211ZM15 237H16V236H15ZM212 238H213V237H212ZM212 238H211V239H212ZM214 238H216V237H214ZM207 239H208V238H207ZM209 239H210V238H209ZM209 239H208V240H209ZM9 240H11V239H9ZM18 240H21V239H18ZM25 240H26V239H25ZM13 241H14V240H13ZM16 241H17V240H16ZM22 241H23V240H22ZM22 241H19V242H22ZM205 241H206V240H205ZM209 241H210V240H209ZM209 241H207V242H209ZM213 241H214V240H213ZM17 242H18V241H17ZM26 243H28V242H26ZM40 243H41V242H40ZM208 244H209V243H208ZM214 244H215V243H214ZM27 245H28V244H27ZM39 246H40V245H39ZM23 247H24V246H23ZM35 247H36V246H35ZM39 248H40V247H39ZM0 249H1V248H0ZM1 251H2V250H1ZM214 251H215V250H214ZM216 251H217V250H216ZM222 251H223V250H222ZM218 252H219V251H218ZM218 252L216 253V252H212V251H211V252H210L211 254L208 252L210 255H209V254H208V256H207V254L205 255V256H207V257H204V262H203V263H205V261H206V264H215V263H218L217 255L213 254V253L218 254ZM3 253H4V252H3ZM220 253L224 255V253L221 252V250H220ZM226 253H227V252H225V255H226ZM227 254H228V253H227ZM169 255H170V254H169ZM225 255H224V256H225ZM263 255H264V254H263ZM1 256H2V255H1ZM161 256H162V255H161ZM220 256H221V255H220ZM220 256H219V260H221V259L224 258V256H223V257L221 256L222 258H221ZM4 258H5V257H4ZM6 258H7V257H6ZM161 258H162V257H161ZM205 258H206V260H205ZM220 258H221V259H220ZM241 258H242V256H241ZM261 258H262V256H261ZM2 259H3V258H2ZM158 259H159V258H158ZM225 259L227 260V257H226V256H225ZM153 260H154V259H153ZM163 261H164V260H163ZM222 261H223V260H222ZM168 262H169V261H168ZM219 262H220V261H219ZM224 262H225V260H224ZM224 262H223V263H224ZM226 262H228V261H226ZM218 264H219V263H218ZM262 264H264V256H263V258H262Z\"/></svg>","mask_w":264,"mask_h":264}]
</instances>
